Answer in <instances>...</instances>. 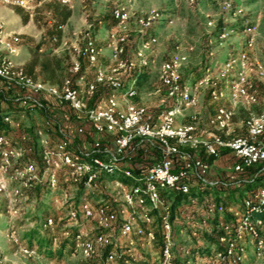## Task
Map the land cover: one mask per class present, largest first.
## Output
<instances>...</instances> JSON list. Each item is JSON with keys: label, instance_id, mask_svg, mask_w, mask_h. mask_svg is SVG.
I'll use <instances>...</instances> for the list:
<instances>
[{"label": "built area", "instance_id": "built-area-1", "mask_svg": "<svg viewBox=\"0 0 264 264\" xmlns=\"http://www.w3.org/2000/svg\"><path fill=\"white\" fill-rule=\"evenodd\" d=\"M36 1L41 0L0 3L27 8ZM58 1L71 6L79 0ZM129 4H117L111 12L115 27L107 42L110 66L98 65L102 49L86 33L81 43L71 47L76 59L61 85L25 73V64L16 60L22 37L8 32L0 22V118L4 126L0 129V195L8 203L10 220L19 215L28 193L40 188L51 194L62 192L67 199L69 231L64 236L85 264L264 262L262 66L257 69L262 108L248 114L246 134L236 136L231 130L238 104H258L246 72L256 27L247 30L241 54L217 69H207L194 79V85L182 81L180 68L186 59L173 54L159 68L165 104L153 111L135 100L139 79L150 65L147 52L158 42L150 32L163 21V14L153 9L138 20L136 58L125 60ZM224 8L235 16L244 12L230 2ZM233 32L224 29L221 38L228 39ZM59 42L58 37L53 39ZM67 45L63 37L59 48ZM81 61L96 67L92 80H83ZM236 66L239 69L231 81L234 108L218 105L212 121L215 132L201 138L199 115H186L199 104L197 85L209 83L214 72L227 77ZM223 96L218 88L211 91L213 102ZM187 116L188 123L177 124ZM29 120L33 123L27 126ZM211 158H215L213 163ZM220 158L230 162L224 176L217 166ZM257 182L260 188L247 190ZM55 227L53 217L42 225L43 230ZM6 238L17 253L40 257L38 249L12 227Z\"/></svg>", "mask_w": 264, "mask_h": 264}, {"label": "rangeland", "instance_id": "rangeland-1", "mask_svg": "<svg viewBox=\"0 0 264 264\" xmlns=\"http://www.w3.org/2000/svg\"><path fill=\"white\" fill-rule=\"evenodd\" d=\"M45 2L46 0L37 3L29 2L27 8L0 3V22L8 32L18 33L22 37L21 54L16 59L20 63H25L26 59L32 57L31 47L43 43L44 53L50 52L53 48L44 30L34 21L36 10ZM229 2L233 7H242L243 14L235 16L233 11H227L224 6ZM120 3H130L131 13L125 60L136 58V50L140 45L138 20L153 9L163 14V21L150 32V35L156 37L158 42L147 52L146 57L150 65L143 73L147 75V79L140 88L139 97L135 100L138 105L146 106L153 111H157L165 104L166 98L159 80V68L173 54H179L186 59L180 68L183 79L205 61L216 63L214 67L217 69L229 58H236L245 50L249 37L247 30L256 27L254 33L256 42L254 49L249 52L246 72L258 104L252 107L238 104L235 108L233 107L231 81L234 80L239 69L236 66L227 77L214 72L209 83H199L197 85L199 104L186 112L188 116L194 113L199 115L198 136L208 138L215 132L212 121L217 106L225 105L234 108L236 116L231 130L236 136L246 134L244 122L248 114L258 113L262 108L263 92L257 69L259 66L264 68V0H194L193 2L190 0H135L132 2L130 0H79L71 4L73 17L63 31V37L65 41H68V45L61 46L58 48L59 52L54 51L52 55L66 59V67L69 68L76 59L71 49L72 45L81 43L85 34L90 33L102 49L98 65L108 68L111 64V52L107 47L108 35L115 27H113L111 12ZM19 8L24 12L20 13ZM28 14L30 20L26 22L24 19ZM220 28H222L221 31ZM224 29L234 31L228 39L221 38ZM82 63L84 64L83 80H92L96 67L90 66L86 61ZM194 79L197 78L189 77L185 82L194 85ZM214 88L221 90L224 95L218 102L211 100V91ZM188 116L179 118L177 124L187 123ZM32 123L33 120H29L26 125L30 126ZM218 160L219 172L224 176L227 173L225 167L230 162L228 160L226 162L225 158ZM260 186L261 183L257 182L249 185L247 190L252 191ZM28 194L29 199L21 201V211L13 220H10L8 203L0 195V260L2 264H85L84 258L74 249L70 240L69 247L65 249L63 256L54 253L52 257H48L43 253L40 257L33 258L17 253L16 248L6 238L9 227H12L26 242L28 239L25 235L35 227L40 228L43 234L49 233L53 237L55 250L63 240L69 239L64 236L69 231V204L66 203L67 199H64L63 193L51 194L48 190H44L41 191L40 196L36 191H30ZM48 217L56 220V227L55 230H46V232L42 225ZM258 264H264V262Z\"/></svg>", "mask_w": 264, "mask_h": 264}, {"label": "trees", "instance_id": "trees-1", "mask_svg": "<svg viewBox=\"0 0 264 264\" xmlns=\"http://www.w3.org/2000/svg\"><path fill=\"white\" fill-rule=\"evenodd\" d=\"M37 2L38 1H36V3ZM18 10L20 13L24 12V10L21 8H19ZM72 17L73 10L71 6L63 5L58 0H46V2L36 10L34 21L39 27L44 30L45 35L49 43L52 44L53 48L50 49V52L44 53L43 43L35 47H31L32 57L26 62L24 66L25 73L29 77L35 80H42L43 82L51 83L54 85H61L63 83L64 79L67 76V61L63 57L52 55V53L61 45L64 28L68 25ZM24 20L26 22L29 21L30 15H26ZM114 26L115 22L113 23V27ZM221 29L222 28H220V31ZM55 37L59 38V43H53V39ZM215 65L216 63L205 61L201 64L200 67L191 71V73H189L186 78L184 77L182 81L185 82L187 79H189V77L199 79L207 69L214 67ZM146 79L147 75L145 74L140 77L138 83L139 88L143 86ZM68 117L69 121H73V115L71 113H69ZM188 122L189 119L187 123ZM3 127L4 126L0 118V129ZM140 160L141 158H138V161ZM209 161L210 163H213L215 161V158H211ZM36 193L40 196L41 189L39 188ZM25 236L28 239V245L30 247H36L40 254L44 253L48 257H52L54 253L59 256H63L65 249L69 247V239H66L63 240L58 249L55 250L53 237H51L49 233L43 234L42 230L38 227L31 229Z\"/></svg>", "mask_w": 264, "mask_h": 264}, {"label": "crops", "instance_id": "crops-1", "mask_svg": "<svg viewBox=\"0 0 264 264\" xmlns=\"http://www.w3.org/2000/svg\"><path fill=\"white\" fill-rule=\"evenodd\" d=\"M55 52L58 53V52H59V49H56ZM28 60H29V58L26 59L25 61L27 62ZM26 62H25V63H26ZM25 63H23V64H25ZM83 72H84V71H83Z\"/></svg>", "mask_w": 264, "mask_h": 264}]
</instances>
